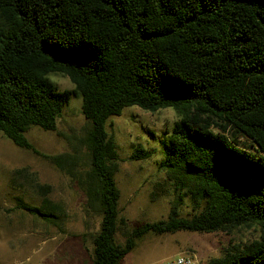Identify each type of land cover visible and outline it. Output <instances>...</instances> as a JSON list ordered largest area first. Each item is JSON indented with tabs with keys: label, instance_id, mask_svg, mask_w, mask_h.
<instances>
[{
	"label": "trees",
	"instance_id": "16d2710c",
	"mask_svg": "<svg viewBox=\"0 0 264 264\" xmlns=\"http://www.w3.org/2000/svg\"><path fill=\"white\" fill-rule=\"evenodd\" d=\"M53 73L73 89L60 91ZM72 97L85 124L66 134L57 122ZM129 106L179 117L160 142L164 179L151 192H171L167 217L131 230L119 216L118 146L106 129ZM34 126L68 149L40 152L25 136ZM0 133L82 193L89 264H122L148 233L245 227L258 236L210 264H264V0H0ZM153 153L137 144L128 158ZM9 182L38 200L19 196L17 207L65 232L68 214L49 184L26 167Z\"/></svg>",
	"mask_w": 264,
	"mask_h": 264
},
{
	"label": "rangeland",
	"instance_id": "374dc122",
	"mask_svg": "<svg viewBox=\"0 0 264 264\" xmlns=\"http://www.w3.org/2000/svg\"><path fill=\"white\" fill-rule=\"evenodd\" d=\"M49 76L60 91L73 89L67 77L57 73ZM80 103L79 98H71L57 122V129L66 134L79 133L85 124ZM178 118L170 107L150 112L129 106L107 121L106 129L113 133L118 146L119 169L114 178L120 190L119 216L125 219L128 230L167 217L171 192L156 199L151 197V192L153 185L164 179V173L158 168L163 156L160 142ZM25 136L45 154H57L68 149L66 142L55 132L36 126L31 127ZM137 144L154 153L147 159L130 160L128 157ZM22 167L34 172L40 183L49 184V197L64 205L68 214L65 232L17 207L15 198L19 196L25 201L38 202L10 186L11 171ZM82 202V193L67 176L46 159L17 147L0 133V264H89L90 244L82 237ZM187 211L189 207H184L182 213ZM257 236V228L252 227L240 228L231 234L183 230L161 235L148 233L137 241L122 264H151L180 253L195 254L210 263L231 244ZM116 239L119 243L124 242L120 230Z\"/></svg>",
	"mask_w": 264,
	"mask_h": 264
},
{
	"label": "built area",
	"instance_id": "2783aa9c",
	"mask_svg": "<svg viewBox=\"0 0 264 264\" xmlns=\"http://www.w3.org/2000/svg\"><path fill=\"white\" fill-rule=\"evenodd\" d=\"M151 264H210L195 254L180 253L174 256H167Z\"/></svg>",
	"mask_w": 264,
	"mask_h": 264
}]
</instances>
